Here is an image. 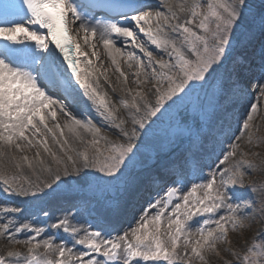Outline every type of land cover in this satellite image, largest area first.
<instances>
[{
	"label": "snow or ice",
	"instance_id": "6c2138e0",
	"mask_svg": "<svg viewBox=\"0 0 264 264\" xmlns=\"http://www.w3.org/2000/svg\"><path fill=\"white\" fill-rule=\"evenodd\" d=\"M163 4L167 11L154 14L141 13L112 0H19V3L11 0L0 4V161L6 162L0 163V182L5 193L56 197L63 185L72 189L73 182L80 187L95 186L97 189L118 185L124 181L129 163L139 150L141 135L151 132L155 123L153 118L159 119L158 114L162 116L184 107L185 101H191L197 89L210 87L216 106L227 109L234 94L243 91L244 81L254 79L255 91L264 97V2L258 8L250 0H183L175 5L163 0ZM129 12L137 14L129 16ZM126 20L130 22L128 26L121 23ZM133 22L140 33L167 54V60L156 59L142 41L138 42ZM73 32L83 33L86 44L89 36L98 40L109 56L113 51L122 52L116 47L117 38H131V43L147 57V65L140 62L137 72V76L145 73V81L138 80L137 83L155 81V84L147 91L141 89L134 94L129 89L131 100L119 102L129 109L131 128L125 127L129 121L117 115L118 109L110 105L107 94L98 90L99 79L90 82L85 78L87 74L82 76L78 71L79 58L86 57L87 53L81 51V44ZM257 34L261 37L259 77L253 75L251 60L242 56L233 59L235 47L241 41L251 42ZM90 46L95 48L94 44ZM93 55H96L95 51ZM134 57L135 53H128L129 60ZM87 63L91 64L90 61ZM146 68L151 72H145ZM54 93H61L74 106L80 102L78 97L86 98L119 130L124 142L109 140L90 119H79L61 105L60 113L70 118L63 127L59 123L55 125L60 129V136L64 137L61 143L46 122L57 118L56 109L45 111L52 105H60V101L54 99ZM199 112L200 105L192 102L194 121ZM257 112L258 104H250L242 121L241 134L228 137L230 147L217 158L219 167L211 172L206 182H191L190 190L184 192L182 202L175 203L170 214L166 215V210L176 194L183 192V185L188 181L186 173L194 166L199 171V161L195 157L185 158L182 164L174 167L172 186L167 188L166 198L149 205L150 209L157 208L158 211L149 216L146 210L130 233L113 238L98 230H85L78 236L81 229L64 216L51 227L62 229L74 238V245L83 246L85 251L76 256L72 248L65 243L55 244L52 237L38 240L45 228L25 223L16 227L15 233H10L9 222L0 226V236L8 234L9 243L27 246V255L9 250L0 255V264H69L72 259L75 264H148L149 261L176 264L178 260L190 262L193 258L207 264L205 253L219 255L217 245L229 243L227 234L230 230L251 227L257 204L259 211H264V202L255 201L240 191L247 187L249 192L264 193V185H245L244 177L251 175L258 166L244 158L248 153L240 151L239 143L247 132L246 142L252 144L253 137L248 130ZM184 119L186 117L178 119V128L183 126ZM64 128L81 143H84L82 132L89 133L92 139L87 141L83 150H75L64 136ZM27 131H32L33 137L51 134L63 156L52 152L46 140L34 143L25 135ZM18 141L26 143L22 145ZM37 143L58 167L51 180L37 178L35 184L28 181L29 187H25L19 182L18 175L8 174L7 165H14L19 170L22 163H27L35 174V163L42 166L43 172L51 174V165L40 158L39 151L35 161L27 156L18 159L12 153L13 148L22 152L25 148L36 147ZM238 152L240 158H237ZM60 165H63L62 171ZM92 172L101 175H92ZM198 191L202 195H196ZM221 210L223 214L218 215ZM20 211L19 208L4 209L5 214ZM198 216L204 219L193 231L189 221ZM21 231H31L35 235L21 240L15 235ZM193 235L197 238L192 239ZM181 245L182 253L177 251ZM40 248L44 249L43 253L37 251ZM228 251L236 264H264V244L252 243L242 254L231 249ZM49 254H56L57 258L53 260ZM97 255L102 259H97ZM225 264L232 262L225 261Z\"/></svg>",
	"mask_w": 264,
	"mask_h": 264
},
{
	"label": "rangeland",
	"instance_id": "374dc122",
	"mask_svg": "<svg viewBox=\"0 0 264 264\" xmlns=\"http://www.w3.org/2000/svg\"><path fill=\"white\" fill-rule=\"evenodd\" d=\"M251 3L257 6V8L261 5L264 0H250ZM163 23V22H161ZM134 28V25H132ZM194 27V25H193ZM135 29V28H134ZM136 31V30H135ZM137 40L142 41L145 47L153 53V56L156 59L163 58L167 60L169 57L167 54L160 49H157L155 45H153L149 40L148 37L145 36L143 33L136 31ZM140 34V35H139ZM77 39L79 38V34L77 33ZM143 35V36H141ZM259 34H257L258 36ZM256 36V37H257ZM81 43V42H80ZM249 43H243L241 41L235 47L233 52V59L240 55L242 52V48L247 46ZM129 49L134 48L132 53H135L136 58L138 57L144 65H147V57L143 52L140 51L138 47L132 45L131 42H126L122 44V49L127 51L126 47ZM142 57H141V56ZM86 60L92 61L90 56L87 55ZM258 66V65H256ZM158 68V66H157ZM139 71L138 65L136 69L124 71L119 70L120 75L121 72L124 73L121 78L125 81V77H127V89H131L132 93L134 94L136 91L143 89L147 91L148 89L152 88L155 84V81L145 82L143 84H138L137 81H145V73L142 72L139 76H137V72ZM145 72L150 73L151 69L146 68ZM96 80V79H95ZM99 91L102 93H106V99L110 103V105L115 106L118 109L117 115L120 118L129 121L125 127L131 128L130 123V116H129V109L124 108L120 105V100L128 99L131 100V94H127L124 97L119 99H112L102 82H99ZM206 94L209 97L213 98V92L210 87H206L205 89H197V92L193 95V102H196L200 105V112L196 114L195 121L191 115V109L187 108L186 105L180 109H174L172 112L165 113L164 115H160L159 119L153 118L155 121L152 124V130L148 135H141V139L138 142V151L134 159L129 163L128 173L131 174L132 166L138 160L139 162L143 163L144 165H148L146 168L144 167L141 172L146 173V175L150 176L153 174L159 176L160 172H157V168L163 171L171 170L173 168L172 164H174L173 160L176 157L178 151L189 150L191 147H195L197 149H201L202 153L205 155L204 161L200 163L199 171L201 172L199 177L195 179H189L185 182L186 184L183 185V190L188 189L190 190L191 182L196 183H203L206 182L209 178L212 171H214V166L217 165L219 167V160L218 157H221V153L224 150H227L230 147L228 137L235 136L237 131L241 129L240 121L235 120L236 117H245L246 112L249 111V106L254 102L258 104V112L255 114V118L250 122V131L253 142L252 144H248L247 141V132L242 137L240 143V151L247 152L248 156L244 157L247 160H250L254 164H256L257 170L253 171L251 175H246L244 177L245 185H249L255 183L257 187L264 185V97H260V93L254 90H250L247 84L243 83V91H238L232 97L227 109L223 106L217 107L215 101L210 108H204V104L206 102ZM198 97V100H197ZM247 97L248 100H247ZM256 100V98H258ZM154 101V97H151ZM254 98V99H253ZM54 99L60 101V106L62 105L65 108V111L71 112L72 115L76 116L79 119H85L84 115H88L93 122H96V126L101 128V133L108 137L109 140L115 141L117 143L124 142L122 137L120 138L119 130L115 128L114 125L111 124L110 121L105 120L101 114L100 109L94 107L91 102L87 101L86 98H82L83 102L86 104L84 110H77L75 106L77 105H66L63 104V99L54 96ZM248 101V104H241L242 102ZM239 105H243L242 109L238 110ZM249 105V106H248ZM246 106V107H244ZM50 112V111H46ZM181 117H186L183 121V126L178 128L177 121ZM214 117L218 118V121L221 125L225 124V130H229L231 133L229 136L223 139H219V136L214 135L211 136L210 131L214 126L215 122H213ZM70 122V118L67 117ZM234 121L231 122V120ZM49 121V120H47ZM46 121V122H47ZM68 121V120H67ZM229 121L231 122L229 124ZM55 122V121H50ZM94 122V124H95ZM227 124V126H226ZM56 122L52 123V126L49 125V128H52L54 132H56L57 128H55ZM219 125V126H221ZM43 131V130H42ZM28 132V131H27ZM30 133V132H29ZM241 133V132H240ZM29 139H33L34 143L36 141L46 140L48 147L51 149L52 152H56L59 156H63V153L59 151V146L53 140V137L49 133H44L45 137L46 134L50 136L47 139L42 138L44 135L37 134L33 137L32 132L30 133ZM56 134V138L63 142L64 137L60 136V132ZM65 136V134H64ZM92 136L90 135L88 138H84V143L79 142L78 144H72V147L75 150L81 151L86 146L87 141L91 140ZM49 141V142H48ZM259 141V143H257ZM26 141H21L23 145ZM104 142L101 141V147H103ZM159 145V146H158ZM184 147V149L182 148ZM4 151H8L7 148H4ZM40 152V158L44 159L46 164L51 165L52 173L43 172L39 164L34 163L35 167V174H33V170L28 168L27 163H22L21 169H16L14 165H7L8 174L11 175H18L20 177V183L24 184L25 187H29L28 181H31L33 184L37 182V178L40 181L51 180L52 176L54 175L57 165L54 164L51 160V157L44 151V148L41 144L37 143L36 147L33 148H25L24 151H16L14 148L12 149V153L19 159L24 156H27L29 160L35 161L36 160V152ZM201 153V154H202ZM75 155V153H73ZM211 155V156H210ZM202 155H197V157ZM210 156V157H209ZM209 158L211 160H209ZM237 158L239 157V152L237 154ZM154 161V163H152ZM181 161V160H180ZM179 162V160H177ZM175 162V163H177ZM1 163H6L2 161ZM152 163V164H151ZM61 171L63 169V165L59 166ZM216 167V168H217ZM196 168L195 166L191 169L193 170ZM191 174V171H188ZM92 175H101L99 173L92 172ZM153 178V177H152ZM149 178V179H152ZM148 179V180H149ZM169 180L163 182L161 185H155L151 190L147 191L146 196L140 198L138 202L137 208H133L130 212V217L121 222L122 217L120 214L124 212L127 208L128 204L125 197L129 193L130 189L133 187L135 178H125L124 181L120 182L118 185L110 186V187H101L97 189L95 186L89 187H80L75 185L73 182V188L69 189L67 185L62 186L61 193L56 197H33L31 195L22 196V195H12L5 193L3 191L4 185L0 182V195L4 196L5 198L8 197V209L12 208H19L21 209L18 213H9L5 216H0V226L5 223L10 224L11 233H15L16 227H21L23 224L27 223L30 224L32 227H43L46 229L44 233L37 239H48L49 237L54 238L55 244L65 243L67 247L73 249V253L78 256L80 252L85 251L83 246L75 244L74 245V238L71 237L68 233H64L62 229H55L52 228L51 225L57 223L61 218L64 216H68L70 222L76 226L77 228L81 229L78 233V236L84 234V231H101L105 236L110 237H117L123 235L125 232H131L132 228L138 226L140 220L133 224L134 221L140 216V213H143L144 209L146 208V203L152 196L158 197L161 195V198L165 197V192L163 189L169 188L166 187L169 184ZM156 182V181H155ZM153 182V184L155 183ZM162 180H160V183ZM245 196L258 201L264 202V193L261 192H249L248 188L245 187L240 189ZM184 192H178L176 197L173 198V203L168 205V209L166 210V215L170 214L172 207L177 202H182V198L180 199V195ZM196 195H202L199 191ZM84 197L86 201L91 203L89 208L80 207L71 205L68 202H76L81 197ZM66 204V205H64ZM6 208V207H5ZM257 211L253 214V222L251 223V227H246L239 231H229L227 234V239L229 243H220L217 245V250L219 251V255L213 253H205V257L207 260V264H225V261H231L232 264H236L234 257L228 251L231 249L232 252L236 253H243L245 248L250 246L252 243H259L264 244V211H259V204H257ZM158 211L157 208H152L151 211L148 213L149 216L155 214ZM47 214V215H45ZM115 214V220L111 219V215ZM145 214V213H144ZM147 214V215H148ZM219 214H223V210H221ZM124 215V214H123ZM136 218V219H135ZM204 219L203 216H198L193 218V220L189 221L191 224L193 231L197 224L202 223ZM95 220V222L93 221ZM98 221H105L107 222L105 228H101L98 226ZM121 222V223H120ZM97 223V224H96ZM247 223V222H246ZM114 228V235L111 234V230L108 228ZM106 232V233H104ZM18 239L24 240L30 236L35 235V233L31 231H21L18 234H15ZM77 236V238H78ZM8 234L0 236V255H5L9 250L14 252H20L23 255H27V246L24 244H11L8 242ZM129 238H131L129 236ZM197 237L193 235L192 239H196ZM40 253L44 252L43 248L38 249ZM178 252L183 251L182 245L177 249ZM190 252V249H189ZM96 255V254H92ZM50 258L55 260L57 258L56 254H49ZM67 257H65L66 259ZM97 259H102L100 256H96ZM84 260H87L88 257H83ZM69 264H75V260L72 259L69 261ZM143 264V262H142ZM148 264H153V262L149 261ZM158 264H167L165 261H160ZM176 264H202L201 261L193 258L190 262L185 260H178Z\"/></svg>",
	"mask_w": 264,
	"mask_h": 264
},
{
	"label": "bare ground",
	"instance_id": "6f19581e",
	"mask_svg": "<svg viewBox=\"0 0 264 264\" xmlns=\"http://www.w3.org/2000/svg\"><path fill=\"white\" fill-rule=\"evenodd\" d=\"M138 2H140L139 4H142L143 2H148V4H149L148 8H145L142 12H151V13L154 14L157 11H165V12L167 11L166 7L163 4V0H138ZM168 2H170V3L175 5V4H179V3L183 2V0H168ZM132 24L134 25V22ZM145 27H147V25H145ZM152 27H153V30H155V21H153ZM74 28H75V25H74ZM134 28H135V29H133L134 31L135 30L139 31V29L136 28L135 25H134ZM78 34H79V38H80L79 41L81 42L80 44L82 46L83 52L87 53V55L90 56V58L92 60L91 64L89 65L87 63L88 60H86L87 56L86 57H83V56L80 57V63H81V66H82V68H81L82 76L87 74L85 78H87L90 82L94 81L95 79L98 78L99 82L101 81L102 84L104 85L108 95L112 99H114L115 101H117L116 99H119V98L124 97L127 94H129L128 89H127V83L121 78L120 72L117 70V68H119V70L121 69V70H124L126 72V71H129V70L136 69L137 65L141 62V60L138 57L136 58V56L134 57V59L129 60L128 53H130L131 51H134V48L129 49V47L127 46V48H126L127 51H125V49H122V47H121L123 43H126L127 41L131 42V38H129L128 40H125L122 37L117 38L116 47L121 48L122 52L121 53H116L115 51H113L112 55L109 56L108 52L104 49L102 43H100L98 40H93L89 36V38H88L89 39V43L86 44L84 42V39L82 38L83 37V33H78ZM136 34H138V33L136 32ZM141 36H143V35H141ZM260 41H261V37L258 35L254 40L249 42V44L247 46H244L242 48V52H240L241 54L237 56V57H239V56L245 57L247 60H251L253 62V69H254L253 75L256 76V77H259V74H260L259 73L260 70H258L259 69L258 67H259V64H260V52H259V50H260ZM27 43H33V42L28 41ZM90 44H94L95 48L93 49L90 46ZM93 51L96 52V55H93ZM114 59H115V62H113ZM129 64L132 65L131 68L128 67ZM255 65H258V67H256ZM73 81H74V77H73ZM244 82L247 84V86L249 87L250 90H254V92H255L254 85H255L256 81L254 79H248V80H246ZM76 87L78 88L79 85L77 84ZM193 98L194 97H192L191 101H185V105H186V107L188 109L189 108L191 109V107H192ZM248 98L249 97H247V100H248ZM247 100L245 101V103L242 102L241 104H246V106H247V104H248ZM256 100H257V98H256ZM79 101L80 102L78 104L82 107V109H83V107L85 108L86 104L83 102V99L79 98ZM213 103H214L213 98L212 97L210 98L209 95L206 94V102L204 104V108L212 107ZM253 103H255V99H254ZM242 106L243 105H239L238 110L242 109ZM246 106H244V107H246ZM53 108L57 110V118L55 120L56 124L59 123L61 125V127H63L66 122H69V119L66 116H64L63 114L60 113L59 105L50 106L49 111L51 109H53ZM85 118L86 119H90L89 117H87V115H85ZM244 118L245 117H241V118L236 117L235 120H239L240 121V125H241V123H242ZM48 120H49V121H47L48 126L49 125L52 126V123H55V122H50V121H53L51 119H48ZM91 121L93 122V120H91ZM232 121H234V119H232L231 122ZM213 122H215V124L212 127V130L210 131L211 136L217 135V136H219V139H223V138H226L227 136L230 135V131L229 130H225V132H224L223 129L225 127V124L221 125L219 123L217 117H214ZM231 122L229 121V124ZM95 124H96V122H95ZM219 125H221V126H219ZM226 126H227V124H226ZM29 132L31 133L32 131H28V132L25 133V135L27 137L31 136V134ZM59 132H60V129H57L55 133L58 134ZM64 134H65V137L68 138L70 143L78 144L80 142L79 140H75L68 133L67 128H64ZM240 134L241 133H240V129H239L237 131V133L235 134V136H239ZM82 135H83L84 138H88L90 136L89 133H85V132H82ZM47 136L48 135L46 134V137L44 135L42 138L47 139L49 137V139H50V136H48V137ZM18 143H21V141H18ZM182 148L184 149L183 146H182ZM201 153H202L201 149L199 150V149H197L195 147H193L190 150H184V151H181V152L178 151L177 153H175L176 157L173 160V162H175V161L177 162V160L180 159L181 162L183 163L185 158H189L192 155H202V156H199L198 158L195 157L201 163L205 159V155L203 153L202 154ZM209 160H211V159L209 158ZM1 162L2 161H0V163ZM152 163H154V161H152ZM147 166L148 165H144L143 163H141L138 160H136V162L132 166L131 174L127 172V175H126L125 178L133 177V178H135V182H134L133 187L130 189L129 193L125 197L127 203H129V204H128L127 208L124 210V212L122 213V214H124L123 215L124 217H122V219H124V218L127 219L129 217V214L132 211V209L135 208L138 205V201H139V198H140L138 196H141L145 192L151 190L154 187L153 182H155V181L158 182L160 180H164V179L168 178L169 175H170V170H166L165 171V169H164L163 171H161V169H159V167H158L157 168V172H160L159 176L154 177L155 175L153 174V172H152V175L148 176V175H146V173H142L141 172V170L144 167L146 168ZM216 167H217V165L214 166L213 169L215 170ZM149 178H152V179H149ZM187 190L188 189H185V190H183V192H187ZM162 193H164V192H162ZM183 194L184 193H182L180 195V199L182 198ZM157 199H161V195L156 197L155 199L150 200L148 203H146V206L149 207V205L151 203H153ZM6 206H7V203L0 200V211H2V215H6L5 212H4V209H5ZM151 209H149L148 213L151 211ZM110 217H111V219H115V214H112ZM138 221H139V219L136 220L135 223H137Z\"/></svg>",
	"mask_w": 264,
	"mask_h": 264
}]
</instances>
